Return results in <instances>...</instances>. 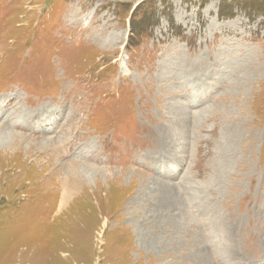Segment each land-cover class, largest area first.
<instances>
[{"label":"rangeland","instance_id":"374dc122","mask_svg":"<svg viewBox=\"0 0 264 264\" xmlns=\"http://www.w3.org/2000/svg\"><path fill=\"white\" fill-rule=\"evenodd\" d=\"M0 264H264V0H0Z\"/></svg>","mask_w":264,"mask_h":264},{"label":"bare ground","instance_id":"6f19581e","mask_svg":"<svg viewBox=\"0 0 264 264\" xmlns=\"http://www.w3.org/2000/svg\"><path fill=\"white\" fill-rule=\"evenodd\" d=\"M61 197H63L62 195H61ZM60 208V207H59Z\"/></svg>","mask_w":264,"mask_h":264}]
</instances>
